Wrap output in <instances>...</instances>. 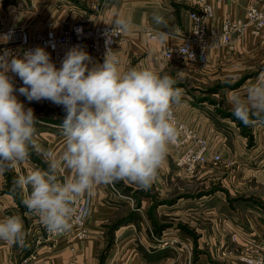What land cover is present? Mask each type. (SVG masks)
<instances>
[{
	"label": "crops",
	"instance_id": "obj_1",
	"mask_svg": "<svg viewBox=\"0 0 264 264\" xmlns=\"http://www.w3.org/2000/svg\"><path fill=\"white\" fill-rule=\"evenodd\" d=\"M208 1L214 5V17L208 21L209 30L216 28L221 31L228 19L246 21V9L250 4L264 9V0ZM34 2L37 3L35 8L40 5L37 13L28 11L29 3L16 7L0 0V28L27 23L44 28L55 23L62 28L64 23L73 21L76 16L86 19L98 17L107 22H112L117 13L129 17L135 28L123 34L115 50L121 66L146 67L176 78L178 83L175 86L183 89L181 103L174 106L178 124L190 125L210 139L213 136L215 141L218 140V145L223 137V129L218 125L230 119V115L219 107L232 112L228 102L230 94L239 93L241 87L248 88L255 84L264 74V34H256L252 25L247 27L243 37L234 34L229 46L210 48L205 64L179 58L165 59L163 50L179 44L182 37L191 31L192 25L186 14L189 0H68L69 7L74 11L69 16L63 14V4L58 10L53 1L43 4ZM154 11L161 12L168 20L167 31L170 35L163 44L148 35V31L155 30L151 20ZM52 126L55 127L46 125L38 130L41 136L38 143L58 155L65 147L64 137L61 130ZM216 150L219 151V148ZM177 156L175 146H170L164 164L148 188L124 182L128 191L135 192L133 196L117 195L111 188H114L112 183L99 185L91 197H84L89 198L91 209L86 222L90 230L88 238L82 241L62 238L56 244L49 242L36 248L33 242L35 225L41 229V235L45 227L39 217L28 214L23 205L24 193L14 187L18 176L10 180L7 172L0 175V219L19 215L28 233L23 248L0 241V264H19L25 254L34 248L37 251V264L61 263L71 259L84 264H238L235 261L238 258L236 252L225 258L219 255V248L228 245V248L236 251L233 239L245 243V232L246 235L249 232H264V223L253 224L254 218L248 214L245 218L250 221L239 224L238 212L229 205L228 199L214 196L216 193L191 196L181 190L180 196H173L171 187L173 191L176 179L181 181L185 173L177 164ZM43 161L30 157L13 169L20 170L19 175H26L34 168L46 169L47 162L45 159ZM72 175L68 170L58 173L62 182ZM224 208L230 211V217L224 219L226 223L222 226L219 221ZM199 217L204 218L205 223ZM196 221L202 224L196 226Z\"/></svg>",
	"mask_w": 264,
	"mask_h": 264
},
{
	"label": "clouds",
	"instance_id": "obj_2",
	"mask_svg": "<svg viewBox=\"0 0 264 264\" xmlns=\"http://www.w3.org/2000/svg\"><path fill=\"white\" fill-rule=\"evenodd\" d=\"M151 20L155 38L166 43L167 18L154 11ZM108 25L102 64L93 63L78 45L65 53L59 68L40 46L22 56L8 49L0 54V175L28 161L33 152L45 158L46 169L19 175L14 187L24 193L22 203L28 214L38 216L50 233L64 234L74 220L89 216L87 204L77 205L99 185L125 181L150 187L179 136L173 107L181 103L183 89L175 86L177 79L146 67L123 68L118 52L109 45L113 36L129 33L135 25L119 13ZM12 35L11 31L0 35V43H8ZM14 77L22 81L18 89ZM17 92L30 103L47 100L63 107L61 153L38 143L40 121ZM228 102L232 115L244 125L264 123V74L245 95L234 93ZM63 170L73 175L62 182L58 173ZM27 235L19 215L0 219V241L23 248Z\"/></svg>",
	"mask_w": 264,
	"mask_h": 264
},
{
	"label": "built area",
	"instance_id": "obj_3",
	"mask_svg": "<svg viewBox=\"0 0 264 264\" xmlns=\"http://www.w3.org/2000/svg\"><path fill=\"white\" fill-rule=\"evenodd\" d=\"M186 14L192 25L191 31L182 37V41L179 44L172 45L163 50V56L167 60L179 58L205 64L210 48L229 46L233 42V35L237 34L243 37L248 26H254L256 34H264V9L259 8L256 4H250L247 7L246 21L228 19L224 22L221 31L216 28L209 30L208 21L214 17V5L208 0H189V8ZM108 24H111V22L96 17L71 21L62 28L55 23L48 25L46 28L33 23L3 26L0 28V35L6 34L9 31L13 35L8 43H0V54L5 49H8L14 55L22 56L24 51L40 46L50 53L51 60L59 68L65 53L71 47L78 45L90 54L93 62H104L107 52V37L105 32L111 30V26ZM123 34L117 33L116 36L111 38L112 42L109 46L113 51L121 43ZM148 35L150 38L156 39L154 31H148ZM180 50H183V53ZM14 80L18 89L21 80L19 77H14ZM173 111L176 118L174 107ZM178 130L179 136L174 146L178 154L177 164L184 170L194 172L198 167L221 159V154L218 151H214L208 139L195 128L185 123H179ZM84 204L89 206V198H80L77 207H82ZM88 217L82 220H74L71 230L64 234L50 233L45 228L43 235H41V229L35 225L33 230L34 247H42L44 243L49 242L56 244L62 238L74 241H82L88 238L90 236V230L86 226ZM35 248L25 254L19 264H37L35 262L37 260ZM243 261L247 264H264V258L258 257H243ZM52 264L84 263L77 259H71Z\"/></svg>",
	"mask_w": 264,
	"mask_h": 264
},
{
	"label": "rangeland",
	"instance_id": "obj_4",
	"mask_svg": "<svg viewBox=\"0 0 264 264\" xmlns=\"http://www.w3.org/2000/svg\"><path fill=\"white\" fill-rule=\"evenodd\" d=\"M4 4H12L16 7L20 4L27 5L30 4L29 10L31 13L40 10L35 8L37 4L34 1L47 3L53 1L56 9L59 10V6H62V12L64 15L69 16L74 11L69 7L68 0H2ZM23 5V6H24ZM66 5V6H65ZM14 6V7H15ZM14 9V8H13ZM38 9V10H37ZM55 9V8H54ZM78 19H86L84 17L76 16L73 21ZM71 21L64 23L68 25ZM22 86V81L19 83V87ZM247 87H241L239 89L240 95H245ZM230 92V91H229ZM228 92V93H229ZM18 99L22 101L26 107H31L34 109L35 116L38 118L40 123L37 127V140L41 141L40 130L43 126L54 125L51 127L54 129L61 130L59 125L63 123V120L66 116L65 111L62 106H57L50 101L42 100L40 102H28L26 98L16 93ZM234 94L232 92L230 95ZM208 98H212L207 95ZM218 99V98H217ZM222 112L226 115H230V119L226 121H221L222 125H218L220 129H223V137L219 142L215 141L213 136L206 138L208 139L212 149L217 151L219 148V153L221 154V159L219 161H211L201 169V172H187L184 170L183 177L181 181L176 179L177 184L171 187V193L173 196H180V191L183 190L184 193L190 194L191 196H209V194H214V196H223V198L228 199L229 205L233 206L235 212H238V223L243 224L248 223L250 220L246 219L245 216L249 214L255 222L253 224L264 223V123H257L254 126H246L239 120H237L233 115L231 110L228 108L219 107ZM56 124V125H55ZM43 140H46L42 137ZM223 150V154H222ZM31 159L40 160L42 162L45 159L42 155L33 152L31 154ZM18 173H21L20 170L15 171L12 169L8 171V178L12 180L19 176ZM205 176V177H204ZM125 181H116L113 182L114 188L111 187L117 195L122 196H133L134 191H128L124 186ZM180 182V183H179ZM174 192V193H173ZM189 192V193H188ZM126 194V195H125ZM234 198V199H233ZM251 211V212H250ZM253 211V212H252ZM259 213V214H258ZM245 214V215H244ZM227 217H230V211L223 209L221 214L219 224L225 226V220ZM201 222L205 223L204 218L199 217ZM219 218V219H220ZM233 221L235 222V217L233 215ZM251 219V220H252ZM196 221V226L200 223ZM209 221V219H208ZM244 223V224H245ZM209 226V225H208ZM244 238L247 239L245 243H239L236 238L233 239L235 242L236 251H233V248L230 249L227 246L219 248V255L228 258L232 254L237 253L238 258L235 260L238 264H247L243 261V257L248 258H264V232L260 231L257 234L249 232ZM234 252V253H232ZM216 255V254H215Z\"/></svg>",
	"mask_w": 264,
	"mask_h": 264
}]
</instances>
